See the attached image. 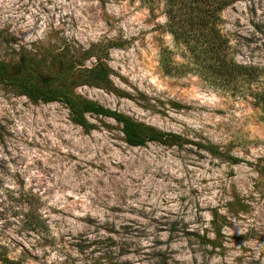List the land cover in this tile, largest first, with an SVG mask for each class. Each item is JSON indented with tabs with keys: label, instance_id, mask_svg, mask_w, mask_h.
Returning a JSON list of instances; mask_svg holds the SVG:
<instances>
[{
	"label": "rangeland",
	"instance_id": "1",
	"mask_svg": "<svg viewBox=\"0 0 264 264\" xmlns=\"http://www.w3.org/2000/svg\"><path fill=\"white\" fill-rule=\"evenodd\" d=\"M224 1L216 27L227 59L258 74L230 90L169 32L167 0H0V61L48 44L91 49L109 82L76 95L181 138L131 146L111 118L85 114L82 126L64 103L0 84V245L10 257L264 264V121L253 98H264V0Z\"/></svg>",
	"mask_w": 264,
	"mask_h": 264
},
{
	"label": "trees",
	"instance_id": "2",
	"mask_svg": "<svg viewBox=\"0 0 264 264\" xmlns=\"http://www.w3.org/2000/svg\"><path fill=\"white\" fill-rule=\"evenodd\" d=\"M224 6V0H167L166 13L169 32L176 39H180V36L188 38V41H184L185 44L191 50L198 47V55H205V79L215 87L230 90L238 88L237 83H251L258 74L252 67L238 65L227 59L226 41L216 27L218 14ZM46 46L34 54L21 51L16 61H0V84L27 96L33 103H64L74 121L82 126L87 125L85 114L111 118L122 126L125 140L131 146H142L152 141L179 144L181 138L177 135L165 134L74 93V88L78 85L105 87L108 84L109 70L100 55L91 49H76L70 53L68 46ZM91 58H95L96 63L87 69L84 63ZM253 98L262 112L264 121V98L260 95ZM205 150L215 154L212 147H205ZM35 211V208L28 211L35 222L30 224L33 233L40 230L41 224L40 220L36 222ZM26 255L29 256L23 251L18 257H10L8 249L0 245V264H28Z\"/></svg>",
	"mask_w": 264,
	"mask_h": 264
}]
</instances>
